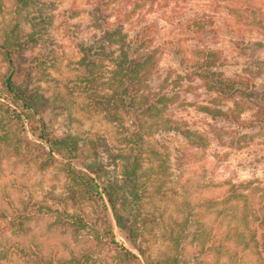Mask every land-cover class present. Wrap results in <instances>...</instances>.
Returning <instances> with one entry per match:
<instances>
[{"label":"rangeland","instance_id":"1","mask_svg":"<svg viewBox=\"0 0 264 264\" xmlns=\"http://www.w3.org/2000/svg\"><path fill=\"white\" fill-rule=\"evenodd\" d=\"M241 1L242 16H229L225 7L213 10L204 0H190L174 20L162 19V15L168 13L167 8L164 13L146 14L137 25L126 26L129 36L133 37L139 28L149 23L147 36L162 51L158 68L164 74L170 70L172 78L178 81L175 85L177 98L174 99L177 107L172 105L171 116L180 119L181 127L194 130V135L199 133L206 139L202 144H194L196 147L191 148L193 154L184 156L186 139L178 131H152L144 136L140 160L141 179L145 183L144 228L143 236L136 244L115 225L110 208L104 209L93 200L72 196L69 176L63 166L65 160L52 151L45 140L35 136H72L81 146L79 164L75 166L77 170L86 171L80 165H94L101 170L102 181L112 176L120 180L122 161L118 159L114 166L107 148L125 149L124 133L89 107L88 98L75 83L82 73L78 65L82 55L78 42L89 46L96 45L100 39V33L89 25L88 0H41V7L20 14L14 12L11 1L0 0V88L11 74L14 85L35 89L45 99L42 110L31 121L35 135L27 131V124L23 127L4 119L6 116L0 104V207L12 212L28 200L47 202L53 207L64 205L69 211L80 214L88 225L87 230L75 236L70 230L52 227L51 218L42 215L29 222L27 235L1 236L0 248L19 245L57 256L91 249L96 254V264H143L144 258L136 250L138 245L141 244L147 257L159 259L163 253L172 251L168 249L169 235L178 230L181 222L189 219L188 236L179 245L184 264H261L257 253L261 248L255 247L254 242L247 248L240 243L231 248L228 255L225 248H217L215 251L219 253L201 254V248L192 236L197 231H205L214 236L218 247L219 242L224 244L225 235L238 222L240 234H252L250 229L258 228L259 210L264 206V198L256 195L248 223H245L241 220L242 202H235V207L232 202L224 201L230 184L251 182L264 188V0L250 1L252 4L249 0ZM202 13L210 19L205 35L199 29L190 27L184 32L183 28L176 26L185 18ZM27 15L35 16L36 21L43 20L41 35L27 48L10 49V55L6 57L2 35L17 19L20 38H28L33 28L26 21ZM194 47L218 51L221 58L219 70L226 79L235 75L245 78L248 73L256 75L254 86L245 84L254 87L255 99L251 98L254 108L246 110L238 121L229 117L211 118L200 110L206 105H217L225 110L232 104L224 99L215 100L213 92L201 86L194 73L196 66L191 68L199 56L197 52H190ZM245 105L250 107L251 104ZM125 122L128 125L127 119ZM218 130L220 134L211 138V132ZM218 135L222 141L220 145L216 140ZM94 146L96 155L93 154ZM105 171L108 174L105 175ZM210 201L214 205L208 203ZM262 229L264 231V227ZM106 232H112L116 242L135 252L138 261L122 263L114 255L111 245L97 246L94 235L102 234L106 242ZM260 233L256 231L257 240ZM0 264L25 262L13 255L9 262L2 260Z\"/></svg>","mask_w":264,"mask_h":264},{"label":"trees","instance_id":"2","mask_svg":"<svg viewBox=\"0 0 264 264\" xmlns=\"http://www.w3.org/2000/svg\"><path fill=\"white\" fill-rule=\"evenodd\" d=\"M9 1L15 7L14 12H18V14L21 11L28 12L35 7H41L40 4H42L41 0ZM189 1L88 0L90 6L87 9L89 25L100 33V39L96 45L89 46H83L81 42H78L82 54L78 65L82 73L75 83L88 98L89 107L101 113L105 119L124 133L125 149L111 150L107 148V153L111 156L110 159L113 160L114 166L117 165L118 159L122 161L120 180L118 177L112 176L102 181L101 170L94 165L87 167L80 165L86 171L77 170L75 166L79 164L77 159L81 146H79V141L72 136L47 138L42 134L35 135V128L31 127V121L42 110L45 103V99L37 90L14 85L11 82V74L5 79L3 88H0V100L3 101L0 104L3 106V114L6 116L4 119L23 125V127L27 124V131L30 134L45 140L50 149L56 151L65 160L63 166L65 173L69 176L70 190L74 193L72 196L78 195L81 198L93 200L104 209L110 208L115 225L124 230L129 239L136 244L143 236L144 228L142 203L145 183L141 179L140 161L144 136L152 131H178L186 139L184 156L193 154L191 148L194 149V144H202L201 142L206 139L204 140L199 133L194 135V130L190 131L187 127H181L180 119L176 120L171 116L172 105L177 107V103L174 104V99L177 98L175 85L178 84V81L175 80V77L172 78L170 70L164 74L158 68L162 51L161 47L153 45V39L151 40V37L147 36L146 29L150 27L149 23L139 28L140 30L133 37L129 36L126 26L127 24L137 25L140 19L145 18L146 14L154 11L164 13L167 8L168 13L162 15V19L178 18ZM204 2L208 3L213 10L225 7L229 16H242L244 13L240 10L243 4L241 0H204ZM251 2L250 4H252ZM25 18L33 28L32 33L27 35L28 38H20L17 32L19 27L17 19H14L12 28L2 35L3 54L6 57L10 55V49L18 51L27 48L31 43H36L41 35L40 29L43 27V20L40 18L36 21V17L30 15ZM208 18L209 16L202 13L194 18L187 17L183 23H176V26L179 25L184 32H187L190 27L199 29L201 34L205 35L210 22ZM128 28L131 29L130 26ZM190 52L199 53L191 68L196 66L194 73L199 77L201 86L208 92H213L215 100L224 99L232 104L230 109L226 108L225 110L217 105H206L201 107V111L211 118L229 117V119L238 121L246 110L254 108L251 98L255 99L252 89L254 88L253 78L256 75L248 73L245 78L235 75L232 79H226L219 70L221 58L218 51L198 50L194 47ZM192 71L193 69H191ZM247 83L253 86L247 87L245 85ZM249 90L252 91L248 92ZM245 103H250V107ZM126 119L129 126L126 125ZM36 121L39 122L38 119ZM217 134H220L219 130L212 131L211 138ZM216 140L219 145L222 144L219 135L216 136ZM95 148L96 146L93 147L94 155H96ZM106 174H108L107 171H105ZM227 192L224 201L232 202L234 206L235 202H242L241 220L245 223H248V214L252 212L253 198L256 195L259 198H264V188L253 185L251 182L230 184ZM208 203L214 205L212 201ZM230 209L232 210V208ZM263 209L264 206L259 210L261 216L258 217V228L250 229L252 234L247 236L240 234L237 231L239 230L238 225H240L238 222L233 230L228 231L225 235L222 240L224 244L219 242L218 247L214 236L205 233V231L195 232L192 235L193 240L200 246L201 254L217 252L215 251L217 248H225L228 255L230 249L236 245L243 243L247 248L251 242H254L255 247L260 246L261 248L260 251H257L258 259L261 264H264ZM42 215L51 218L50 225L52 227H61L65 231L70 230L75 236L80 231L87 230L88 227L80 214L69 211L64 205L53 207L47 202L28 200L23 203L20 209H12V212L0 207V237L7 234L15 237L27 235L30 230L29 222ZM187 221L189 219L181 222L178 230L169 235L168 249L172 251L163 253L159 259H150L146 256L141 244L138 245L136 250L144 258L143 264H184L179 245L180 241L188 236ZM256 231L261 232L259 240L256 239ZM111 234L112 232H106L105 237L108 238L105 239L106 242L103 241L102 234H95L96 245H111L115 252L114 255L122 263L128 260L138 261L135 252L116 242ZM13 255L25 264H96V254L91 249L70 251L67 256H57L53 253L43 254L38 248L25 249L19 245L0 248V261L9 262Z\"/></svg>","mask_w":264,"mask_h":264}]
</instances>
